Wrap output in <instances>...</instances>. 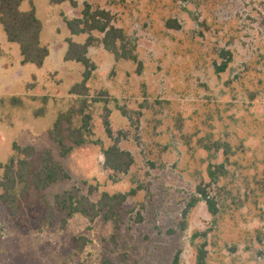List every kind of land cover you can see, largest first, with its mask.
<instances>
[{"label":"rangeland","instance_id":"obj_1","mask_svg":"<svg viewBox=\"0 0 264 264\" xmlns=\"http://www.w3.org/2000/svg\"><path fill=\"white\" fill-rule=\"evenodd\" d=\"M75 1H22L42 22L41 67L22 64L0 27V163L17 156L15 143L32 145L34 165L49 150L69 174L43 190L31 185L14 210L0 203V264H199L202 254L203 264H264V0ZM85 2L111 13L137 60L89 48L90 133L71 146L64 129L71 149L62 154L50 129L60 113L79 110L70 89L84 72L64 60L66 39L87 37L72 36L64 19ZM224 51L228 67L216 73ZM73 120L79 126L82 116ZM117 137L134 157L127 173L104 163ZM72 187L94 201L125 193L117 228L102 215L63 223L54 196ZM199 189L216 203L214 216Z\"/></svg>","mask_w":264,"mask_h":264},{"label":"trees","instance_id":"obj_2","mask_svg":"<svg viewBox=\"0 0 264 264\" xmlns=\"http://www.w3.org/2000/svg\"><path fill=\"white\" fill-rule=\"evenodd\" d=\"M22 1L0 0V27L6 40L17 45L22 64L41 67L49 55L48 47L41 40L42 22L37 17L33 7L27 10L21 9ZM66 1L76 6L75 0H50L51 3L56 4ZM64 22L72 36L86 34L87 37L83 42L74 41L71 37L66 39L67 48L64 53V60L80 63L84 67V72L82 80L75 83L70 89L71 94L78 96L76 102L80 103L79 110L70 109L65 113H60L50 129V136L58 144L62 154L68 153L71 149L70 146L66 147L64 129L68 132L67 136L71 146H80L85 143V137L90 133L88 127L90 115L83 112L88 101L89 88L86 83L91 77V71L95 68L88 56L89 48L98 44L113 54L115 60H137L135 47H128L124 30L113 25V18L108 10L93 9L91 4L85 2L80 16L64 19ZM168 25L179 28L177 23L168 22ZM93 32L100 34L101 37L93 36ZM227 55H229L227 51L222 52V59L224 60L220 64L215 63L216 73L224 72L227 69L230 61L229 58H225ZM76 114L82 116V122L79 126L73 125ZM63 122L67 123L66 127L63 126ZM104 123L108 136L112 137V131L107 120ZM113 139L114 143L104 150V163L115 172L127 173L134 162V157L129 150L118 145V137ZM13 147L17 156L13 155L6 163H0V203L7 205L11 210H14L18 200L25 196L31 185L38 190H43L54 182L69 178V174L54 159L49 150H42L39 155V162L34 165L31 156L35 153V148L32 145L21 146L15 143ZM209 174L213 177L214 172L211 171ZM92 190L94 188H91ZM199 192L203 195L202 199L206 202L209 213L214 216L218 212L216 203L208 197L203 189H199ZM126 198L127 195L122 192H102L100 198L94 201L89 195L81 194L77 187H72L57 193L54 196V205L63 215V223L76 214L83 216L90 223L102 215L105 220L112 221L114 227L117 228L116 209L125 202ZM198 201L199 199L192 198L191 202L187 204V209L195 206ZM45 207L48 211L51 208L48 204ZM83 245L84 241L80 242V249H83ZM202 255L199 258V264H203ZM94 264L114 263L105 259Z\"/></svg>","mask_w":264,"mask_h":264},{"label":"crops","instance_id":"obj_3","mask_svg":"<svg viewBox=\"0 0 264 264\" xmlns=\"http://www.w3.org/2000/svg\"><path fill=\"white\" fill-rule=\"evenodd\" d=\"M47 59V58H46ZM46 61V60H45Z\"/></svg>","mask_w":264,"mask_h":264}]
</instances>
